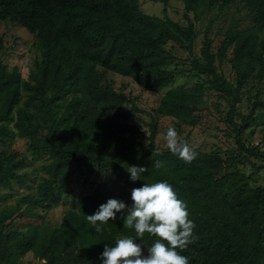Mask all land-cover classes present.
<instances>
[{"label": "trees", "instance_id": "obj_1", "mask_svg": "<svg viewBox=\"0 0 264 264\" xmlns=\"http://www.w3.org/2000/svg\"><path fill=\"white\" fill-rule=\"evenodd\" d=\"M183 2L186 24L168 17L167 4L164 18L142 12L139 0H0V21L34 34L39 52L28 79L17 67L0 63V143L18 137L27 142L33 157L50 159L37 194L24 195L15 205L0 209V264H22L29 252L36 264H102L105 245L114 246L116 238L123 236H133L147 248L155 238L145 234L141 242L134 230L124 228L126 212L100 225L101 232L95 231L86 215L94 214L108 199L131 207V189L157 181L173 186L195 224L194 243L180 253L189 264H264V151L242 139L257 121L256 112H264V101L250 99V115L241 117V125L234 121L247 81L264 82V0ZM235 2L243 4L245 16L228 27L217 53L206 36L196 57L198 32L190 14L199 20L204 11L218 7L222 12ZM242 22L249 26L241 29ZM171 44L189 55L191 70L207 77L209 85L168 90L159 106L146 113L151 122L149 145L144 146L140 126L130 122L140 119L144 111L135 98L104 84L98 69L132 78L148 92L168 88L179 74V59L167 48ZM231 49L235 81L218 72ZM208 89L230 105L227 121L236 133L237 149L198 152L191 163L160 150L158 117L192 125ZM153 151L159 155L152 157ZM156 160L164 166L152 167ZM27 164L18 152H0V187L25 184L27 175L18 170ZM130 166L149 171L133 182L127 171ZM244 167L251 172L246 174ZM75 176H83L84 183L103 182L74 203L58 228L36 222L26 231H8L25 211L58 207ZM6 197L0 194V203Z\"/></svg>", "mask_w": 264, "mask_h": 264}, {"label": "rangeland", "instance_id": "obj_2", "mask_svg": "<svg viewBox=\"0 0 264 264\" xmlns=\"http://www.w3.org/2000/svg\"><path fill=\"white\" fill-rule=\"evenodd\" d=\"M139 0L142 12L157 16L165 17V4L167 15L172 20L186 24L184 18L185 5L183 0ZM245 16V9L242 3L235 2L224 11H219L215 7L210 12L204 11L199 20L194 19L191 13L190 18L194 21L198 37L195 43V56L200 57V50L203 47L204 39H211L213 42V52L217 53L221 42L225 38V33L232 25L234 20L242 19ZM249 26V22H242L241 29ZM35 35L18 24L9 21H0V63L6 65L9 69L17 67L24 79H28L30 70L39 57V52L35 45ZM178 57L179 74L175 83L165 89L156 92H148L141 88L132 78L121 76L110 71L99 68L100 74L104 75L103 83L111 85L116 92L125 95L128 98H135L138 107L144 111L140 114V119L132 118L131 123L140 126L142 134L139 140L144 146L149 145L148 136L150 134L149 127L151 118L146 115L156 109L165 93L177 87H192L197 83H203L208 86V78L196 75L189 66L187 58L189 55L180 47L171 44L167 46ZM233 58L232 49L229 50L227 60L218 67V72L226 79L235 81V73L232 69L231 59ZM264 101V82L259 83L255 79H249L243 90L241 101L236 106V114L234 121L241 125V117L250 115L252 106L250 99L257 98ZM230 110L228 101L219 93L208 89L203 96L199 110L194 114V123L186 125L171 117H158L159 127L156 138L157 147L160 150H168L166 147L165 134L169 127L175 128L179 134V139L189 144L196 153H211L216 150L224 152H232L237 149L236 133L227 121V114ZM241 115V116H240ZM257 121L253 122L245 130L242 139L246 144L258 146L264 151V112H256ZM178 125H181V132L178 131ZM18 152L21 157H25L28 161L26 167L18 170L19 174H26L25 184L13 182L11 188L0 187V194H6L7 197L0 203V209L4 206H13L20 197L27 194H37V186L39 182L46 177L43 167L50 163L48 156L33 157L28 149L27 142L16 137L11 143H0V152L2 151ZM259 165L261 162L256 161ZM244 172L249 174L250 167H244ZM264 184V172L262 173ZM102 179H91L88 183H84L83 176H75L71 180V191L63 195L60 205L51 211L33 209L30 214L24 212V216L15 218L13 225L8 231L19 230L26 231L30 226L43 223L47 228H58L65 214L74 207V203L91 194L101 183ZM126 203V202H125ZM24 209V207H22ZM143 252L147 255V248H143ZM22 264H36L35 256L32 252L25 255Z\"/></svg>", "mask_w": 264, "mask_h": 264}, {"label": "clouds", "instance_id": "obj_3", "mask_svg": "<svg viewBox=\"0 0 264 264\" xmlns=\"http://www.w3.org/2000/svg\"><path fill=\"white\" fill-rule=\"evenodd\" d=\"M166 147L173 155L186 163L196 158V152L189 144L179 139L175 128L169 127L165 134ZM159 155L153 151V156ZM164 162L156 160L152 167L160 169ZM133 182L141 180L149 171L145 167H127ZM132 205L117 199H108L87 221L96 232L103 231L100 225L116 219V213L126 212L122 217L124 228L132 229L139 241L145 234L154 237V242L143 252V243H137L133 236L118 237L114 246L105 245L100 259L102 264H189L188 258L180 253L194 243L195 224L190 219L186 202L179 198L173 186L167 181L145 182L131 189ZM179 250V251H178Z\"/></svg>", "mask_w": 264, "mask_h": 264}]
</instances>
